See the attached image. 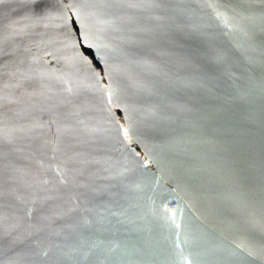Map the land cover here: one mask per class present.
Here are the masks:
<instances>
[{
  "label": "water",
  "instance_id": "obj_1",
  "mask_svg": "<svg viewBox=\"0 0 264 264\" xmlns=\"http://www.w3.org/2000/svg\"><path fill=\"white\" fill-rule=\"evenodd\" d=\"M0 264H264V0H0Z\"/></svg>",
  "mask_w": 264,
  "mask_h": 264
}]
</instances>
